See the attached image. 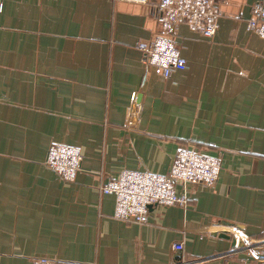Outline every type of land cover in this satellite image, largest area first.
<instances>
[{
    "label": "crops",
    "instance_id": "crops-1",
    "mask_svg": "<svg viewBox=\"0 0 264 264\" xmlns=\"http://www.w3.org/2000/svg\"><path fill=\"white\" fill-rule=\"evenodd\" d=\"M260 1L217 0L213 37L179 23L188 64L163 79L140 48L159 0H0V264H264L236 249L264 241V38L247 29ZM53 143L82 150L75 181L45 164ZM185 145L221 158L218 182L191 185L186 209L116 219L104 179L167 174Z\"/></svg>",
    "mask_w": 264,
    "mask_h": 264
},
{
    "label": "built area",
    "instance_id": "built-area-1",
    "mask_svg": "<svg viewBox=\"0 0 264 264\" xmlns=\"http://www.w3.org/2000/svg\"><path fill=\"white\" fill-rule=\"evenodd\" d=\"M125 1L149 4L151 0ZM216 3L217 0H159L158 20L161 30L150 42L140 46L146 54L148 67L163 79H169L176 70L185 69L187 59L181 54L173 37L176 26L184 22L193 30L213 37L221 14ZM247 29L264 38V0L252 7V14L247 19ZM82 162V150L66 143H53L45 159V164L65 182L76 180L82 169ZM222 167L220 157L206 154L194 145H185L175 155L167 174L124 169L117 178L104 179L100 189L102 193L115 197L116 219L144 223L152 206L177 205L188 208L189 187L195 184L214 186ZM237 241L241 243L236 247L237 250L246 251L256 261L264 263V241H255L244 234ZM174 247L177 250L183 249V242L175 243ZM37 264L79 263L43 256L39 257Z\"/></svg>",
    "mask_w": 264,
    "mask_h": 264
},
{
    "label": "water",
    "instance_id": "water-1",
    "mask_svg": "<svg viewBox=\"0 0 264 264\" xmlns=\"http://www.w3.org/2000/svg\"><path fill=\"white\" fill-rule=\"evenodd\" d=\"M222 235H226V236H228L229 234H228V233H222Z\"/></svg>",
    "mask_w": 264,
    "mask_h": 264
}]
</instances>
